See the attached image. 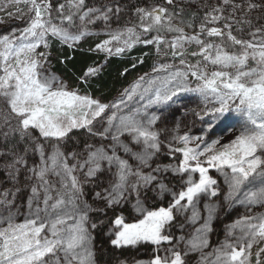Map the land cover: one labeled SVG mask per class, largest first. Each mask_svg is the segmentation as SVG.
Returning a JSON list of instances; mask_svg holds the SVG:
<instances>
[{
	"label": "snow or ice",
	"instance_id": "obj_1",
	"mask_svg": "<svg viewBox=\"0 0 264 264\" xmlns=\"http://www.w3.org/2000/svg\"><path fill=\"white\" fill-rule=\"evenodd\" d=\"M0 28V264H264V0H0ZM137 47L150 70L90 94ZM76 52L104 63L70 85Z\"/></svg>",
	"mask_w": 264,
	"mask_h": 264
},
{
	"label": "trees",
	"instance_id": "obj_2",
	"mask_svg": "<svg viewBox=\"0 0 264 264\" xmlns=\"http://www.w3.org/2000/svg\"><path fill=\"white\" fill-rule=\"evenodd\" d=\"M148 2H153V0H148ZM90 45L81 44L82 49H87ZM66 51V50H65ZM144 52H147L146 49L142 47L135 48L131 53L126 56L121 57H113L111 58L106 66L103 69L101 77L93 83V86L88 89L90 94H93L98 97H102L105 101L114 96L127 82L131 72L129 71L127 77H121L119 75L120 71L123 70L124 67H128L133 71H137V69H144L143 67L150 61V57L146 59L145 64L137 65L135 69L131 68V63L133 61H128V58L131 56L140 57ZM58 53L54 50V57ZM75 59L67 65V69L64 65H61L55 58L52 60V70L56 72L58 75H61L65 80L69 81L71 84L74 83V75H79L80 72L88 65L95 63L104 62L103 54L97 56L95 54L86 53V52H76L74 54ZM130 59V58H129ZM101 237H97V244L101 243ZM151 247H141L139 250H135L131 253H126L125 256L127 258H134L139 256H146L150 253ZM125 252H127L125 250ZM131 255V256H129ZM103 264V262H101Z\"/></svg>",
	"mask_w": 264,
	"mask_h": 264
},
{
	"label": "rangeland",
	"instance_id": "obj_3",
	"mask_svg": "<svg viewBox=\"0 0 264 264\" xmlns=\"http://www.w3.org/2000/svg\"><path fill=\"white\" fill-rule=\"evenodd\" d=\"M18 23H19L18 21H11L10 24L8 25V27H15ZM5 30L6 29H4V28H0V31H5ZM102 38H104V37H92V38H89L86 41L82 42V44H84V45H88V44L89 45H94L95 42H97L99 39H102ZM146 50L148 51V49H146ZM129 58H128V61H133V60H135L137 58V56H131ZM149 60L150 61L143 67L144 69H137V71H133V70L129 69V71L131 72V74H130L129 78L127 79V82L125 83V85L123 87L127 86V83L130 82L132 79H134L138 74H142L144 71L150 70V66H151V64L153 62V59L150 57ZM103 63L104 62H102L100 64H103ZM67 82L71 85V83L69 81H67ZM118 92L115 95H117ZM185 102L187 103V106H188V108L190 110H196V111H199L200 110L201 105L199 104V101H198V98L197 97L188 96V97L185 98ZM176 119L177 120H180V119H182V117H180L179 115H177L176 116ZM185 122L188 124L189 127H191V130H192V133L193 134H199L201 128L203 127L202 124H201V122L199 120H196L191 115V112H189V115H188L187 120ZM231 123L232 122H227L226 124L220 125L219 127L215 128V130L210 133V135H209L208 138L210 140L217 139V138H221V137L224 138V139H227L228 136L230 135L229 127L231 126ZM193 124L195 125L194 127H192ZM169 126H171V122L169 123ZM213 175H215V173H213ZM242 212H243V208L237 207L236 209H234L231 212L230 215H228V216L222 215L221 216L220 221H218L216 223V225H215L216 231L212 235V241H213V243H215L217 239H223V236H224L223 227H224V225L226 223H229L232 219H234L238 214H240ZM126 214H127V212H126ZM145 247H150V246H145ZM126 251L127 252H125V254L126 253H131V252H133L135 250L133 249V250H126ZM150 254H151V251L146 256H139V257H134V258L135 259L147 260ZM129 256H131V255H129Z\"/></svg>",
	"mask_w": 264,
	"mask_h": 264
}]
</instances>
